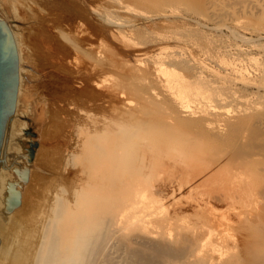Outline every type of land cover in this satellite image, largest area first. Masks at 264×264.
<instances>
[{"label":"rangeland","instance_id":"obj_1","mask_svg":"<svg viewBox=\"0 0 264 264\" xmlns=\"http://www.w3.org/2000/svg\"><path fill=\"white\" fill-rule=\"evenodd\" d=\"M0 17L16 36L18 76L23 68L2 157L14 122L15 152L7 167L28 169L26 181L15 175L21 204L13 211L4 207L11 216L0 234L10 248L4 264H29L44 199L57 188L69 195L85 177L73 155L83 148L86 127L94 131L106 120L141 118L142 90L167 101L160 66L178 87L212 98L233 94L264 109V73L252 63H264V17L258 10L245 12L240 2L225 7L218 0H0ZM234 64L250 74L232 73ZM167 172L161 168L155 176L153 191L172 203ZM118 187L115 181L112 188ZM120 189L113 191L111 205L117 218L115 204L124 202ZM176 199L192 203L188 194ZM135 200L125 203L142 227L150 233L169 228L171 205L154 210L142 194ZM193 212L188 216L195 218Z\"/></svg>","mask_w":264,"mask_h":264},{"label":"bare ground","instance_id":"obj_2","mask_svg":"<svg viewBox=\"0 0 264 264\" xmlns=\"http://www.w3.org/2000/svg\"><path fill=\"white\" fill-rule=\"evenodd\" d=\"M218 1L225 7L240 2L245 12L258 10L264 17V0ZM252 63L264 73V63ZM249 69L230 67L240 76ZM159 71L170 91L167 101L142 90L141 118L106 120L94 131L86 127L83 148L73 155L85 177L69 195L57 188L44 199L29 264H264V109L233 94L212 98L178 87L162 66ZM10 125L7 157L0 160V234L4 220L11 219L4 207L15 175L28 177L27 171L7 167L15 152L14 122ZM161 168L168 170L172 203L153 191ZM115 181L121 187L112 188ZM119 188L124 202L115 204L117 218L111 205ZM177 192L192 203L176 199ZM140 194L154 210L172 206L167 230L150 233L138 222L125 200L135 203ZM191 209L195 218L188 216ZM4 242L0 264L8 249Z\"/></svg>","mask_w":264,"mask_h":264},{"label":"water","instance_id":"obj_3","mask_svg":"<svg viewBox=\"0 0 264 264\" xmlns=\"http://www.w3.org/2000/svg\"><path fill=\"white\" fill-rule=\"evenodd\" d=\"M18 55L11 30L0 17V160L8 126L9 117L14 113L19 84ZM19 168H16L18 171ZM24 170H28L25 168ZM28 177H23L26 181ZM21 184V183H19ZM12 183L8 198V211L21 204V191Z\"/></svg>","mask_w":264,"mask_h":264}]
</instances>
